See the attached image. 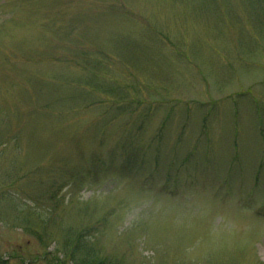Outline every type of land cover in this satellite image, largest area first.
<instances>
[{
  "label": "rangeland",
  "instance_id": "rangeland-1",
  "mask_svg": "<svg viewBox=\"0 0 264 264\" xmlns=\"http://www.w3.org/2000/svg\"><path fill=\"white\" fill-rule=\"evenodd\" d=\"M89 224L113 264H264V0H0V264Z\"/></svg>",
  "mask_w": 264,
  "mask_h": 264
},
{
  "label": "trees",
  "instance_id": "trees-1",
  "mask_svg": "<svg viewBox=\"0 0 264 264\" xmlns=\"http://www.w3.org/2000/svg\"><path fill=\"white\" fill-rule=\"evenodd\" d=\"M75 99H79L80 101V97H74ZM75 99H71L70 102H72L74 105L79 104L78 102H74ZM120 105L122 106V103H120ZM127 105V104H126ZM125 104L122 106V109L124 111L128 110L130 111V108L128 106H126ZM104 106V104L101 105V108ZM128 108V109H127ZM131 113L132 110L130 111ZM125 113V112H124ZM124 113H119L117 114V116H121ZM117 154V152L115 153V155ZM120 156L121 153H119ZM123 157V156H122ZM116 159H119L118 155L116 158H111L109 159V161H107V163L104 162H98L99 166H102V168L104 167L103 170H110L112 169V167H108L109 165H111L110 163ZM98 161V158L95 160ZM113 165V164H112ZM121 169H133L131 168V164L126 163L124 158L121 161V165H120ZM62 169L66 170L63 172H71L72 174H77L79 173L80 175L84 176L85 178H88V173L85 171H80L77 169H73L70 168L69 166H67L65 164V166L61 167ZM136 168V167H135ZM60 172V171H59ZM179 172V171H178ZM70 174V173H69ZM65 179V183H68V179ZM44 218H41V221ZM40 221V222H41ZM98 228L95 227V225H85L81 228H66V229H61V239L59 241H57V245H56V250L54 254L53 258L51 260H49V264H64L65 262H73L74 264H113V258L108 255L107 253H104L102 251L101 248L98 247L97 245V238L94 236L96 230ZM47 233V231H45ZM37 233L39 234V237L42 238L44 232H42L41 230H37ZM49 238V236H48ZM2 261L0 260V263Z\"/></svg>",
  "mask_w": 264,
  "mask_h": 264
}]
</instances>
